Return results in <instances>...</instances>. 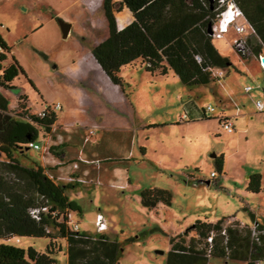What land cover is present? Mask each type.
<instances>
[{
	"label": "rangeland",
	"instance_id": "obj_1",
	"mask_svg": "<svg viewBox=\"0 0 264 264\" xmlns=\"http://www.w3.org/2000/svg\"><path fill=\"white\" fill-rule=\"evenodd\" d=\"M131 17L127 8L115 12L118 27ZM61 21L71 24L67 37ZM107 29L103 0H0V35L10 47L0 62L7 67L14 56L27 74L14 78L15 88L0 83L9 107L17 105L19 95L27 98L33 114L59 102L58 124L86 127L84 136L91 144L97 141V133L107 131V137L113 134L120 143H113V151L129 158L97 173L91 167L104 183H82L67 192L82 207V213H73L79 230L90 235L103 232L118 240L119 264H167L171 238L184 234L198 219L252 225L255 217L264 222V110L256 107L257 99L264 101V68L255 58L242 57L231 46L235 34L228 33L214 39L231 62L218 81L190 87L174 72L156 76L136 62L121 68L124 83L116 84L92 54ZM247 85L252 86L250 92L245 90ZM209 105L215 111L207 118L203 109ZM224 109L239 115L227 116ZM183 114L185 121H181ZM226 117L235 122L234 131L222 126ZM162 122L167 124L153 125ZM49 136L48 145L64 139L57 130ZM41 153L28 150L23 162L31 163L27 158L32 157L53 165V159ZM221 156L224 169L220 172L216 158ZM257 173L262 175V186L253 192L248 183ZM146 188L169 190L171 204L146 206L141 196ZM99 213L107 224L103 231L97 225ZM191 235L190 231L183 238L188 242ZM58 240L63 250L54 258L57 264H68L67 242ZM49 241L48 237L0 238V244L39 252L46 251ZM209 264L247 262L213 256Z\"/></svg>",
	"mask_w": 264,
	"mask_h": 264
},
{
	"label": "trees",
	"instance_id": "obj_2",
	"mask_svg": "<svg viewBox=\"0 0 264 264\" xmlns=\"http://www.w3.org/2000/svg\"><path fill=\"white\" fill-rule=\"evenodd\" d=\"M224 1L221 4V0H103L108 32L106 38L92 48V54L116 84L124 83L121 68L136 62L156 76L174 72L190 87L218 81L225 73L218 76L216 70L225 72L231 62L215 45L209 28L230 0ZM233 1L254 30L248 42L258 55L264 48V0ZM123 8L130 10L133 19L119 29L115 12ZM0 48L1 61L7 58L5 51L10 52L1 35ZM2 69L0 83L7 88H15L11 82L18 75L27 76L14 56L7 67L0 63ZM262 88L264 91V86ZM17 102L10 110L8 97L0 93V238L48 237L50 241L45 252L3 242L0 244V264H57L54 254L63 250L60 238L67 242L68 264H119L122 247L118 240L110 239L103 232L90 235L73 228L69 213H82V207L67 192L82 183L59 178L71 171L70 166L82 154L89 160L100 161L99 166L89 164L87 169L94 182L104 183L98 175L92 174L91 167L97 173L114 162L129 161L128 157L113 151L112 141H117V136L112 134L109 138L106 131L99 142L91 144L78 127L55 126L56 111L47 109L43 116L33 114L24 95H19ZM203 114L207 115L205 110ZM56 130L64 139L50 142L45 151L47 157L53 159V165L50 161H36L32 157L27 158L31 163L25 164L22 157L26 156V151L34 149L30 142L40 138L45 141L49 133ZM88 150L96 157H87ZM37 151L41 153V150ZM79 162L77 171L81 172L85 165ZM216 166L220 172L224 169L223 156L216 158ZM261 186L262 175H251L248 190L259 192ZM141 196L150 208L157 207L160 202L171 204L172 200L171 192L163 188H146ZM224 225H227V241L217 234L209 252L208 236L213 230L220 231ZM190 231L192 237L187 242L183 236ZM259 231L254 237L249 224L241 225L239 221L228 222L226 219L217 222L198 219L184 234L171 238L167 264H209L213 256L241 258L247 264H254L258 259L264 261L263 221H260Z\"/></svg>",
	"mask_w": 264,
	"mask_h": 264
},
{
	"label": "built area",
	"instance_id": "obj_3",
	"mask_svg": "<svg viewBox=\"0 0 264 264\" xmlns=\"http://www.w3.org/2000/svg\"><path fill=\"white\" fill-rule=\"evenodd\" d=\"M225 1L221 0V4H224ZM235 31L236 35L233 37L231 40V45L232 47L242 56L245 58L251 57V56H257L261 66L264 68V62L262 58L264 55L262 53L256 54L252 47L250 46L248 42L249 35L254 32L253 28L251 25L248 23L244 12L242 9L233 1L230 0L229 2L226 3L225 8L218 14L215 22L212 25V35L213 37L216 38H223L226 34H228L230 31ZM1 52V51H0ZM198 59H200V56H198ZM216 74L218 76H222L224 74L223 70L219 69L216 70ZM245 90L247 92H250L252 90V86L247 85L245 87ZM61 103L57 102L55 105L52 107L50 105H46L45 109L40 113L42 116L45 115L47 112V109H50L52 111H56L57 109L61 108ZM256 107L258 110H264V101L262 99H257L256 100ZM207 110L209 111L207 113ZM207 110L205 109V113L207 115H210L213 111H215V108L213 106H208ZM222 126L228 130V131H234L235 130V124L234 121L228 117L224 118L222 120ZM96 128V127H94ZM95 129H92L91 132L94 133ZM89 138H86V141H88ZM50 141V136L45 138V143L41 144L39 141H32L30 142V146L33 147L35 150H41L42 152H45L48 149V142ZM82 153V151H81ZM78 161L74 162L71 166L70 169L71 171L67 172L66 174H61L59 175V178L68 180V181H73V182H78V183H88V182H94V180L89 177V170L87 169V166L89 164H95L96 166H99L100 161L99 160H89L87 158H84L82 154L79 155ZM82 161L83 164L85 165V168L83 171L78 172L77 170L80 167V162ZM212 175H216L214 172H212ZM98 183V182H94ZM69 219L70 222L73 226L74 229H79V223L74 220L73 218V213H69ZM241 225H245L244 223L240 222ZM97 225L98 229L103 231L107 228V224L105 222V218L102 213H99L97 216ZM259 225H260V220L257 218L253 220V224L250 225L251 230H252V236H257L259 231ZM221 235L224 238V241H227L228 239V231H227V225H224L223 228L220 231H212L210 235L208 236V242H209V252L212 250L214 247V237L216 235ZM254 264H264L263 260H255Z\"/></svg>",
	"mask_w": 264,
	"mask_h": 264
},
{
	"label": "crops",
	"instance_id": "obj_4",
	"mask_svg": "<svg viewBox=\"0 0 264 264\" xmlns=\"http://www.w3.org/2000/svg\"><path fill=\"white\" fill-rule=\"evenodd\" d=\"M132 14V13H131ZM132 19H133V15H132V17L130 18V20L128 21V22H126V24H123L122 26H120V27H118L119 29H121V28H123L124 26H126L127 24H129L131 21H132ZM108 32V31H107ZM229 33H234L235 35H236V32L235 31H230ZM70 34V33H69ZM107 35V34H106ZM232 46V45H231ZM260 53H262V52H259V54ZM251 58H255L258 62H259V60H258V58H257V56H252V57H249V58H247V59H251ZM96 62H97V60H96ZM1 63V62H0ZM98 63V62H97ZM1 65H2V63H1ZM98 65H100L99 63H98ZM259 65L261 66V64H260V62H259ZM3 66V65H2ZM262 67V66H261ZM2 74H3V69L2 70H0V76H2ZM169 75V74H168ZM13 82V81H12ZM12 82H11V84H12ZM184 84V83H183ZM4 94V93H3ZM5 95V94H4ZM6 96V95H5ZM7 97V96H6ZM19 97V96H18ZM18 103V102H17ZM17 106V105H16ZM15 106V107H16ZM14 107V108H15ZM14 108H12V109H14ZM61 108H62V106H61ZM9 109L10 110H12L10 107H9ZM205 109H203V111H204ZM186 114V113H185ZM185 114H183L182 116H181V121H185L186 120V118L184 117L185 116ZM224 114H226L227 116H234V117H237L238 115H239V113L237 114H234V115H231V114H228V112H226V110L224 109ZM240 115H241V113H240ZM152 123H154V122H152ZM157 123V122H156ZM235 123V122H234ZM165 124H167L166 122H162V123H160V124H153L154 125V127H159L160 125H165ZM56 125H61V124H58V116H57V121H56ZM62 126H64V127H67V128H69V129H75V128H79V130H80V132H86V127H81V126H78V125H62ZM99 129V128H98ZM97 129V130H98ZM105 129H120V130H126V128H121V127H119V128H113V127H111V128H107V127H102V130H105ZM104 135V134H103ZM103 135H101V134H99V133H97V141L99 142V140L103 137ZM116 139V138H115ZM107 143H111V141H106ZM115 142V143H114ZM117 141H112V143H114V144H120V143H116ZM111 143V144H112ZM88 153H91V151L90 150H88Z\"/></svg>",
	"mask_w": 264,
	"mask_h": 264
},
{
	"label": "water",
	"instance_id": "obj_5",
	"mask_svg": "<svg viewBox=\"0 0 264 264\" xmlns=\"http://www.w3.org/2000/svg\"><path fill=\"white\" fill-rule=\"evenodd\" d=\"M61 28H62V32H63L64 37H67L70 30H71V24L61 21ZM209 29H210V32L212 33V26L211 25H210ZM262 60L264 62V57L262 58Z\"/></svg>",
	"mask_w": 264,
	"mask_h": 264
}]
</instances>
